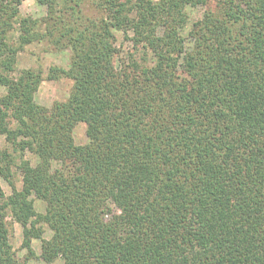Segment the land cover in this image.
Instances as JSON below:
<instances>
[{
	"label": "trees",
	"instance_id": "1",
	"mask_svg": "<svg viewBox=\"0 0 264 264\" xmlns=\"http://www.w3.org/2000/svg\"><path fill=\"white\" fill-rule=\"evenodd\" d=\"M23 1L0 0V264H21L7 217L47 263L264 264V0ZM33 43L69 53L50 106L17 66Z\"/></svg>",
	"mask_w": 264,
	"mask_h": 264
},
{
	"label": "rangeland",
	"instance_id": "2",
	"mask_svg": "<svg viewBox=\"0 0 264 264\" xmlns=\"http://www.w3.org/2000/svg\"><path fill=\"white\" fill-rule=\"evenodd\" d=\"M203 6L188 9L189 12V24L184 29L183 34L186 35L187 30L192 21L199 18L202 14ZM20 12L22 15H30L32 17H40L45 14V7L40 5L37 0H24L20 5ZM116 45L120 49L121 57L132 51L130 41L126 40L123 34L119 31L115 32ZM69 53L66 50H49L46 49V45L43 43H33L26 45L17 54V66L19 68L32 67L40 69L43 80L41 81L38 90L35 94V101L44 106H50L54 100H64L69 93L71 88V80L68 78H59L56 80L46 79V72L48 67L51 65H62L66 66L68 62ZM74 141L77 144H84L87 142V136L85 134V123L79 122L73 128ZM0 145H4V138L0 135ZM26 157L31 160L32 163L36 162V158L26 153ZM12 180L16 188H20L21 181L18 173L13 170ZM0 184L5 194L11 192V186L5 179L0 178ZM36 210L41 212L44 210V204L36 199L35 200ZM9 224L10 233L9 240L14 250L15 256L21 262V264H62L61 259H56L54 262L47 263L39 258L41 240L33 239L32 248L35 251L36 256L32 259H26V249L22 246V228L19 223L13 221L10 217H7ZM51 235V231L45 226L42 235L43 239H48Z\"/></svg>",
	"mask_w": 264,
	"mask_h": 264
}]
</instances>
